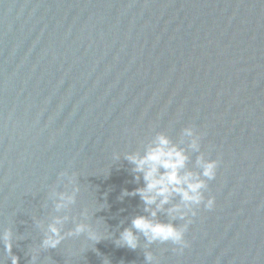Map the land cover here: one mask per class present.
Masks as SVG:
<instances>
[{"label":"water","instance_id":"95a60500","mask_svg":"<svg viewBox=\"0 0 264 264\" xmlns=\"http://www.w3.org/2000/svg\"><path fill=\"white\" fill-rule=\"evenodd\" d=\"M202 134L217 178L186 233L135 250L116 240L149 215L134 165L157 133L187 148ZM185 140L184 143H181ZM185 171L197 173L188 150ZM80 188L70 213L53 193ZM160 222L172 220L167 209ZM87 221L105 239L67 238L42 249L45 225L68 214L64 231ZM0 264H264V0H0Z\"/></svg>","mask_w":264,"mask_h":264},{"label":"clouds","instance_id":"9594fccd","mask_svg":"<svg viewBox=\"0 0 264 264\" xmlns=\"http://www.w3.org/2000/svg\"><path fill=\"white\" fill-rule=\"evenodd\" d=\"M182 136L186 138L187 148L173 143L168 135L163 132L157 133L147 145L143 152L127 154L124 158L129 161L136 173L135 180L139 182L142 179L145 186L138 188L132 193L125 191L123 196L139 195L145 204V212L149 215H138L131 221V226L125 228L120 233V238L115 241L117 246H126L130 249L141 247V235L146 243L144 248L148 249L155 243H171L176 246L173 250L182 253L184 249L190 247L186 240V233L189 226L193 223L192 217L198 215L201 206L211 211L215 208L216 199L214 196L205 195L209 189V181L217 178L220 160L207 159L201 150L202 134H198L194 127H185L182 130ZM182 140L181 143H184ZM199 152L197 165L199 172L193 173L185 171L189 161L188 150ZM67 179V184L71 186L70 192L53 193L55 200L54 211L56 213H70L72 207L77 203V196L80 192L76 184V178L68 173H61V179ZM178 196L180 203L174 204L167 209V213L172 220L184 221L180 226L174 222H160L157 217L161 211H165V206L172 204L173 198ZM82 219L79 222L73 221L75 227L65 232L64 226L73 218L68 214L56 215L51 218V222L46 225L38 222L43 230L42 249L58 248L67 238L85 236L88 241L99 242L103 238L88 223L90 214L88 209L81 213ZM141 234V235H138ZM9 251L12 248L13 232L7 229L0 236ZM147 264H158L156 257L151 251H145ZM33 264L37 260L32 256ZM12 264H17V259L12 258Z\"/></svg>","mask_w":264,"mask_h":264}]
</instances>
